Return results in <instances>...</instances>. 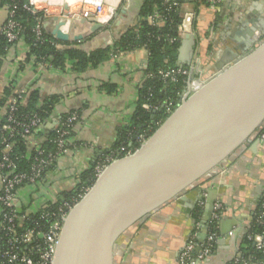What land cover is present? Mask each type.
<instances>
[{"label":"water","instance_id":"obj_1","mask_svg":"<svg viewBox=\"0 0 264 264\" xmlns=\"http://www.w3.org/2000/svg\"><path fill=\"white\" fill-rule=\"evenodd\" d=\"M54 21L50 34L56 40L82 39L63 31L68 19L56 17ZM249 23L246 38L250 39L242 42V31H237L234 46L219 49L216 72H207L139 148L111 162L72 206L63 219L52 264H146L147 240L152 242L153 256L159 253L164 264H179L196 224L192 218L195 201L188 193H195L197 200L199 187L222 169L232 179L235 171L230 165L248 146L242 161L262 155L259 149L264 154L260 140L264 132V20L250 19ZM101 28L95 23L91 32ZM182 31L176 67L190 64L195 54L192 14L184 18ZM210 186L199 243L205 238L217 198V184ZM163 213L170 217L168 223L178 217L171 242H164L165 234L171 232ZM226 223L221 222L222 235ZM236 236L230 234L233 245ZM143 238L145 244L140 245Z\"/></svg>","mask_w":264,"mask_h":264},{"label":"crops","instance_id":"obj_2","mask_svg":"<svg viewBox=\"0 0 264 264\" xmlns=\"http://www.w3.org/2000/svg\"><path fill=\"white\" fill-rule=\"evenodd\" d=\"M143 1L126 0L125 6H121L119 2L110 19V25L95 32H91L94 22L82 18H68L70 21L68 32L71 36L81 35L82 39L62 42L59 47L64 49L68 45L77 44L76 47L82 51L91 52L110 46L122 32L137 24ZM44 2L45 0H42L39 4ZM64 5L62 1H57L51 2L49 7L56 15L67 8L68 16L83 8L81 2ZM183 11L188 13L190 10L185 7ZM6 18L7 10L2 7L0 28ZM250 19L264 20V0H224L217 11L204 9L200 12L197 21L193 23L197 39V47L191 62L196 67L192 74L194 78L205 77L207 72L211 75L216 72L214 66L219 49L234 46L233 39L237 31H242L244 39L242 42L250 39L246 38L248 37L246 30L251 28ZM55 25V21H44L42 27L50 34ZM183 38L184 35L181 40ZM209 46L210 49H207ZM26 53L27 46L23 40H18L9 49L0 69V97L3 89L10 85L17 94L38 91L41 101L56 97L51 120L43 126L41 136H46L52 131L56 121L63 114L76 112L78 116L67 140L66 153L56 159L53 167L40 181L17 192L16 205L35 212L46 204L55 203L65 195L75 192L83 176L92 174L95 165L106 155L118 151L120 148L118 144L124 132L128 131V134H131L128 135L129 147L134 142L132 139H135L137 134L132 135L135 131L133 120L140 101V90L146 81L148 55L145 50L137 49L117 58H109L95 68L76 73L72 70L70 62L66 63L63 70L24 62ZM40 141L42 140L29 139L28 142L33 147ZM262 151V149L258 151L262 154L257 157L261 158L259 162L264 160ZM257 162L255 159L254 164ZM255 165L249 166L246 161L237 160L230 165V170L235 171L232 179L227 171L226 175L213 181L217 184V195L224 206V212L218 227L219 236L215 242V252L198 264H224L237 252L241 238L245 235L257 204L264 194L263 174ZM187 197L196 204L195 193H188ZM162 217L166 218L165 225L171 232L165 234L164 242L167 239L171 242L174 236L172 232L177 226L173 223L178 217L171 218L170 223L167 222L170 217L166 216V213H163ZM222 221L227 222L224 235L221 234ZM234 233L237 236L233 245L230 234ZM145 241V238L139 240L140 245L145 244ZM146 242L151 247L146 248L145 263L152 261V264H164L166 261L159 253L153 256L152 242L149 240ZM136 253L138 252H134V257Z\"/></svg>","mask_w":264,"mask_h":264},{"label":"trees","instance_id":"obj_3","mask_svg":"<svg viewBox=\"0 0 264 264\" xmlns=\"http://www.w3.org/2000/svg\"><path fill=\"white\" fill-rule=\"evenodd\" d=\"M173 1L178 2L179 6L174 8L171 7L170 5ZM25 5H28L27 0H0V8L5 7L7 12L12 9L14 10L13 20L17 25L16 40L9 42L4 35L0 34V69L9 49L13 47L18 40H23L27 46L24 62H33L35 65H47L51 68L61 70L65 68L67 62H70L72 70L76 73H82L87 69L95 68L109 60V58H113L115 54L120 55L133 50L143 49L148 55L146 73H151L153 77L146 78L140 90V101L133 120L135 131L132 132V135H139L145 132L148 126L152 125V129L148 134L150 136L169 116L168 113H165L164 109L160 112L157 111L155 115H153L151 111L149 112L142 108L143 104H172L171 107L173 109L180 104L181 94L186 87L187 79L178 78L174 83L168 81L164 82L159 79L156 74L159 70L176 68L177 51L181 42L180 37L182 36L180 31L183 21L181 13L186 5L191 7L189 10L198 12V5L195 2L187 3L184 0H169L168 3H163L161 0H144L139 10V20L135 26L127 28V30L122 32L113 42L112 46L98 48L91 52L82 51L76 47L77 44H73V46L65 44L68 45L67 48H60L59 45L63 43L46 33L42 28L41 35L37 38L35 35V27L39 19H41L42 22L44 21L42 12H33L30 8H24ZM150 15H155L156 17L162 16L165 19L164 24L162 26H150L146 21L147 17ZM210 47L211 46L207 49H210ZM13 90L14 89L10 85L5 87L2 91L0 97V127L10 125L9 122H7L8 108L10 103L15 100L16 111L14 112V118L16 122L20 124L26 123L28 118L37 116L41 124L37 129L30 130L29 138L33 140L41 139V146L45 150V154L48 152L56 154L57 146L52 142L54 138L53 130L49 131L46 136H41L43 126L51 120L53 109L57 101L56 97L41 101L38 91L32 90L23 94H17L14 93ZM148 98H150L149 101L147 100ZM66 115L67 113L63 114L60 119L62 120ZM71 131L68 138L72 133ZM10 135L9 129L0 131V163L4 156V147L6 144H9L11 146L9 159L13 164L11 170H5L4 172L28 174L30 173L31 165L35 157L33 147L29 145V140L23 137L19 127H17L12 137H9ZM129 143L128 131H126L123 133L118 146L129 149H135L137 147L134 142L129 147ZM58 157L60 156H56L51 166L44 171L42 177L53 167ZM94 180L92 170V174L82 177L81 183L77 186L78 188L75 192L65 195L63 200L59 199L55 203L49 204L47 212L49 213V210H51L52 213H56L63 201L73 200L81 189L90 187ZM213 181L214 179H209L199 188L208 189ZM29 186H31V184L24 182L16 188V191L18 192L19 189ZM262 198H264V194ZM27 211L28 210L24 208H17L15 211L18 217L15 223L21 225V228L18 230L33 228L36 224L47 227L48 224L57 220V217L42 220L40 218L41 209L35 212ZM202 214L203 212L201 209L194 208L192 218L198 222ZM216 231L219 233L218 229ZM248 234L264 235V224L258 225L251 219L237 249L239 255L243 258L255 262L264 261V255L257 252L254 247L247 242L246 236ZM242 244H247V248H242ZM214 252L215 245H213L211 250V253Z\"/></svg>","mask_w":264,"mask_h":264},{"label":"built area","instance_id":"obj_4","mask_svg":"<svg viewBox=\"0 0 264 264\" xmlns=\"http://www.w3.org/2000/svg\"><path fill=\"white\" fill-rule=\"evenodd\" d=\"M122 0H119L121 2ZM163 3H168L169 0H161ZM187 3L195 2L198 5V12L189 11L188 13H183L182 11V25L180 28L181 35H184L182 28L184 18L188 14L193 15V23L197 21L199 14L202 10L206 9L209 11H217L220 5L224 2V0H184ZM248 1V0H243ZM28 5H25L24 8H30L33 12L41 11L40 8L35 6L33 0H27ZM144 2V1H143ZM91 7L94 8L93 11H97V19L94 20L95 23H99L98 19L100 17L103 10V6H93L89 4ZM89 5H84V12L86 8H89ZM171 7L179 6V3L173 1L170 5ZM188 10L191 7L187 6ZM246 8V7H245ZM45 9V8H44ZM14 10H10L7 12V18L3 25L0 28V34L4 35L5 38L9 42L16 40L17 32H16V23L13 20ZM112 17V16H111ZM111 19V18H110ZM110 19L103 24V27H107L109 25ZM146 21L150 26H162L165 22V19L162 16H155L150 15L147 17ZM44 22V21H43ZM43 22L41 19L37 22L35 27V35L37 38L41 35V28L43 29L42 25ZM182 37V36H181ZM180 37V38H181ZM208 39V38H207ZM113 45V42L110 46ZM122 54H115L113 58H117ZM200 62V60H199ZM199 62L197 64H199ZM208 68V67H207ZM196 67L195 64H189L183 67H176L173 69L168 70H159L157 72V77L162 81H168L174 83L177 81L178 78H186L187 84L185 89H188V93L184 95L188 96L191 93V90L194 86H197L199 83L202 82L204 77L201 78H194L192 76L193 72L195 71ZM153 75L151 73H146V78H152ZM184 89V91H185ZM183 91V92H184ZM182 96V95H181ZM183 97V98H184ZM148 101L150 98L147 99ZM172 104H162L159 103L158 105H151L143 104L142 108L144 110L157 112L161 111L162 109L165 110V113L171 114L174 110ZM16 111V101L13 100L8 108V115H7V122H9V126L4 125L0 127V131L9 129L12 137L14 132H16L17 127H19L22 131L23 137L26 139H30V130L37 129V127L41 124V121L37 116H32L28 118L26 123H17L14 118V112ZM78 119L76 112H68L65 118L62 120L59 118L56 121V124L53 127L54 138L52 142L57 146V153L52 154L48 152L45 154V150L41 146V142L35 143L33 145V150L35 152V157L33 159V164L31 165L30 173H7L4 172L5 170H11L13 168V164L9 159V153L11 150V146L6 144L4 147V156L0 163V264H52L53 256L57 244V240L59 238L63 219L67 215L68 211L72 208V206L89 190L88 188H83L79 191V194L70 201H63L62 205L58 208L56 213H52L49 210L47 212L48 205L46 204L44 207L41 208L40 218L42 220L48 218H55L57 220L48 224L47 227H42L41 225L36 224L33 228L25 229V230H18L20 229L21 225L16 224L15 221L17 220V215L15 213L16 209L19 208L16 205V197L17 191L16 188L20 186L22 183L27 182L31 185L35 184L42 178L44 171L49 168L52 162L55 160L56 156H62L66 153V144L68 140L69 133L73 128L74 124ZM152 129V125L148 126L145 132L137 135L134 139V143L137 145L135 149H129L126 147L118 148L117 152H112L110 155H106L102 160H100L93 169V176L96 179L102 171L118 156H128L131 155L137 148H139L149 137V132ZM130 134V133H129ZM128 134V135H129ZM260 140L264 141V132L260 135ZM51 142V140H50ZM227 171L222 169L217 172L215 178H221L226 175ZM215 178H213L215 180ZM264 179V176H263ZM211 186L208 189H201L199 188V194L197 196L195 208L201 209L202 212L204 210V206L206 204V199L208 197V192ZM29 211V210H28ZM27 211V212H28ZM224 206L221 200L217 198L213 202L212 205V212L208 221V225L206 228L205 238L202 243L198 242V235L201 230V219L200 221H196L195 229L192 235L189 237L185 248L183 249L180 258L179 264H197L198 262L204 260L211 254V250L213 245L219 236L217 233V229L219 227L221 218L223 216ZM252 220L258 225L264 224V198H261L257 207L252 215ZM247 242L250 243L257 252H260L264 255V235L263 234H248L246 236ZM242 248H247V244H242ZM196 248L198 251L196 252ZM224 264H264V261H252L250 259L243 258L239 255L237 250L236 254Z\"/></svg>","mask_w":264,"mask_h":264},{"label":"rangeland","instance_id":"obj_5","mask_svg":"<svg viewBox=\"0 0 264 264\" xmlns=\"http://www.w3.org/2000/svg\"><path fill=\"white\" fill-rule=\"evenodd\" d=\"M35 1V3L37 4V8H40L41 9V12H42V15H43V19L44 21H48V22H54V19L57 17L58 19H68V18H75V19H86L88 22H95L94 20L97 19V13H98V10L96 11H93L94 8L91 7L89 5V8H86L85 12H84V5H83V8L81 7L78 11L74 12V13H71L70 16H68L67 14V8L66 9H62L60 11L59 14H54V12L51 10V7H49V5H51L50 2H57V1H62V3H74L76 2L77 0H47L46 1V4L43 5V4H39L40 3V0H33ZM71 1V2H69ZM80 1V0H78ZM249 1H252V0H249ZM126 5V0H123L121 1V6H125ZM120 6V7H121ZM119 7V8H120ZM190 7V6H189ZM45 8V9H44ZM101 15V14H99ZM109 25H110V22H109ZM108 27V26H107ZM105 27V28H107Z\"/></svg>","mask_w":264,"mask_h":264},{"label":"bare ground","instance_id":"obj_6","mask_svg":"<svg viewBox=\"0 0 264 264\" xmlns=\"http://www.w3.org/2000/svg\"><path fill=\"white\" fill-rule=\"evenodd\" d=\"M52 1H54V0H52ZM69 2H71V1H69ZM76 2H81V4H83V5L92 4L93 6H96L95 8H97L98 6H103V10H102L101 15L98 19L99 24H103L104 22L108 21L111 18V16L114 14V11H115L118 3H119V0H80V1L77 0ZM33 3H35V1H33ZM44 3L46 4V0ZM53 3H56V2H53ZM45 4H43V5H45ZM64 4H66V3H64ZM36 5L37 4L35 3V6ZM68 28H69V22L67 21L63 27V31H66Z\"/></svg>","mask_w":264,"mask_h":264},{"label":"flooded vegetation","instance_id":"obj_7","mask_svg":"<svg viewBox=\"0 0 264 264\" xmlns=\"http://www.w3.org/2000/svg\"><path fill=\"white\" fill-rule=\"evenodd\" d=\"M188 93V89L186 88L185 89V91L184 92H182V96H181V100L183 99V97H184V95L185 94H187ZM260 150V149H259ZM247 151H249V146L244 150V152H242V153H240V154H238L237 156H236V158H235V161H237V160H240L241 159V157L243 156V155H245L246 154V152ZM258 156H253V158H248V161H246L247 162V164L249 165V166H252V165H255L254 164V162H255V159H256V162L258 161V160H261V158H257ZM264 163V160H263V162L262 161H258L257 162V164L255 165V166H257L258 168H260V170H261V164H263ZM142 244H144V243H142ZM136 252H138V251H136Z\"/></svg>","mask_w":264,"mask_h":264}]
</instances>
